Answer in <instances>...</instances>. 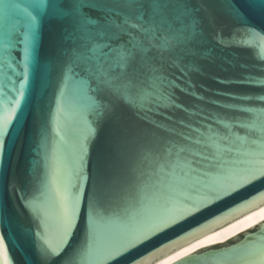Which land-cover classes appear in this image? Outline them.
<instances>
[{"label": "water", "instance_id": "obj_1", "mask_svg": "<svg viewBox=\"0 0 264 264\" xmlns=\"http://www.w3.org/2000/svg\"><path fill=\"white\" fill-rule=\"evenodd\" d=\"M12 2L0 0V40L4 6ZM114 2L86 9L97 20L93 31L117 19ZM248 19L260 37L255 44L244 43L251 34L226 18L205 20L196 36L184 30L191 17L171 18L172 30L161 33L170 46L138 59L123 82L124 97L106 96L111 111L99 119L82 77L65 82L61 74L74 49L87 53V41L78 38L72 18L49 12L0 145V264H150L263 204L264 101L257 97L264 85L248 81L264 80V14ZM17 21L23 30L18 16L7 24ZM22 47L11 50L17 73ZM8 76L10 82L0 72V115L9 107L4 94L15 100L13 86L24 79L11 69ZM181 147L190 150L181 153L185 167L201 161L192 164L196 171L185 178L182 195L174 191L183 178L175 155ZM216 190L224 194L203 198ZM73 204L65 236L63 219ZM52 249L58 255L42 259ZM171 264H264V220Z\"/></svg>", "mask_w": 264, "mask_h": 264}, {"label": "snow or ice", "instance_id": "obj_2", "mask_svg": "<svg viewBox=\"0 0 264 264\" xmlns=\"http://www.w3.org/2000/svg\"><path fill=\"white\" fill-rule=\"evenodd\" d=\"M193 3H197L199 7H191L190 5ZM210 3H215L218 7L215 9L206 7ZM98 5L99 0H28V2L13 0L12 3L5 4L3 17L6 23L3 38L0 40V72L9 82L11 81V77L8 76L9 69L13 71L14 75H23L24 79L20 81L19 88L13 86L12 91L15 93V100L10 99L6 93L3 96V100L7 102L9 107H6L3 114L0 115V145L5 142L13 117L16 115L17 106L24 95L25 81H27L29 69L36 59L40 31L49 12L54 11L56 17L65 20L72 18L74 31L79 34L78 38L87 41L83 45L88 49L87 53L74 49L64 61L61 74L65 82L72 81L76 77H82L80 83L87 85L88 91L93 93L89 96V108L99 119L111 111V104L106 101V96L124 97L126 86L123 82L127 79L129 70L134 69L138 59L144 60L151 49H166L170 46V39L167 36H162L161 33L172 30L171 18L191 17V23L184 25V30L190 29L193 36L197 35L198 29L203 28L205 20L208 24H212L218 18H226L242 25L251 34V38L245 40L244 43L255 44L260 37L255 31V27L250 25L248 15L251 13L264 14V0H115L113 9H120L115 13L117 19L110 20L104 29L93 31V26L96 25L97 20L90 19L86 9L95 10ZM16 16L23 21V30L17 26L19 21L17 24H7L9 17ZM13 32L16 33L15 38ZM182 34L183 30H181L180 35ZM100 41L104 42L101 43ZM17 44L23 45V60L20 62L23 67L22 73H17L11 62L13 59L11 50ZM260 60L264 62V56H261ZM248 82L264 85L262 79L250 78ZM93 83L95 84L94 89L91 88ZM7 86V84L3 85L5 88ZM257 99L264 101V96L257 97ZM261 131H264V128ZM208 139L211 143H215L212 137ZM173 148L167 150L169 156L173 155ZM83 151L84 144L82 143L81 160L83 159ZM185 151L190 150L181 147L175 153L177 167L181 168L183 178L182 182L175 186L174 191L181 195L184 193L181 185L185 183V178L196 171L192 168V164L199 165L201 163L199 160H187L184 157L183 160H187L185 167L181 158V153ZM204 159L211 165L212 161L208 157ZM213 159L220 160L221 157L218 155ZM259 175L264 177V171L259 172ZM239 179L243 181L248 177L240 176ZM223 194L224 192L220 190H216L215 194L203 192V198H218ZM198 206V204L193 205V207ZM74 211L75 205L73 204L72 211L65 213L63 219L65 236L72 226ZM56 255H58L56 249H52L51 252L45 251L42 259L50 261ZM4 264H8L7 259H5ZM69 264H77V262L72 259Z\"/></svg>", "mask_w": 264, "mask_h": 264}, {"label": "bare ground", "instance_id": "obj_3", "mask_svg": "<svg viewBox=\"0 0 264 264\" xmlns=\"http://www.w3.org/2000/svg\"><path fill=\"white\" fill-rule=\"evenodd\" d=\"M262 220H264V203L242 214L224 226L178 247L150 264H171L201 247L224 242Z\"/></svg>", "mask_w": 264, "mask_h": 264}]
</instances>
